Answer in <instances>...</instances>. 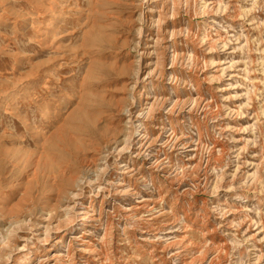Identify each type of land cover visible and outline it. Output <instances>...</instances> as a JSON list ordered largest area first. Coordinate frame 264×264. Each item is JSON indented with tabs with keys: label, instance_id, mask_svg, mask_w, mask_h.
<instances>
[{
	"label": "rangeland",
	"instance_id": "rangeland-1",
	"mask_svg": "<svg viewBox=\"0 0 264 264\" xmlns=\"http://www.w3.org/2000/svg\"><path fill=\"white\" fill-rule=\"evenodd\" d=\"M0 264H264V0H0Z\"/></svg>",
	"mask_w": 264,
	"mask_h": 264
},
{
	"label": "bare ground",
	"instance_id": "bare-ground-1",
	"mask_svg": "<svg viewBox=\"0 0 264 264\" xmlns=\"http://www.w3.org/2000/svg\"><path fill=\"white\" fill-rule=\"evenodd\" d=\"M110 14V13H109ZM141 65V64H140ZM142 94V92L140 93ZM141 97H139L140 99ZM133 121V120H132ZM140 127H142V124H139ZM62 137V136H61ZM67 137V136H66ZM75 138V137H74ZM124 138V137H123ZM105 147V146H104ZM104 149V148H103ZM101 150V149H100ZM70 151V150H69ZM95 158V157H94ZM98 158V157H97ZM100 159H97V161H99ZM45 161V160H44ZM47 161V160H46ZM95 161V160H94ZM103 161V160H102ZM39 162V160H38ZM100 162V161H99ZM98 162V163H99ZM98 165V164H96ZM47 166V165H46ZM75 165L74 164H66V165H61L59 166L58 168V176L60 177H65L66 175L70 174L69 175V181H70V184L72 186H75V187H79L81 185V182L82 180L85 178V176H88L87 173H88V169L90 168V164L87 162V159L86 157H84L82 160H81V163L79 165V168L78 169H72V167H74ZM27 167V166H25ZM44 167V166H43ZM28 171V170H27ZM52 173L51 175L49 176V179L54 183H56V180H57V176H55V172L54 170L52 169L51 170ZM54 173V174H53ZM35 178V177H34ZM60 190V189H59ZM64 193L62 192H59L57 194L58 196V200L62 199L64 197L63 195ZM67 218L70 217V213H67ZM85 222L83 220V224L84 225Z\"/></svg>",
	"mask_w": 264,
	"mask_h": 264
}]
</instances>
